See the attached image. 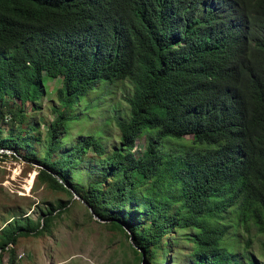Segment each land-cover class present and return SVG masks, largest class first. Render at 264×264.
Returning a JSON list of instances; mask_svg holds the SVG:
<instances>
[{
  "label": "trees",
  "instance_id": "1",
  "mask_svg": "<svg viewBox=\"0 0 264 264\" xmlns=\"http://www.w3.org/2000/svg\"><path fill=\"white\" fill-rule=\"evenodd\" d=\"M46 78H58L62 104L129 79L117 144L107 150L92 135L70 142L66 112L53 106L43 152L19 136L0 139V149L25 147L38 178L126 226L153 264L170 229L189 230L193 264H264V0H0V106L4 95L35 103ZM185 135L193 147L160 150L162 138ZM87 152L96 167L84 174L95 175L80 186L74 178ZM47 214L9 220L0 248L41 234Z\"/></svg>",
  "mask_w": 264,
  "mask_h": 264
},
{
  "label": "rangeland",
  "instance_id": "2",
  "mask_svg": "<svg viewBox=\"0 0 264 264\" xmlns=\"http://www.w3.org/2000/svg\"><path fill=\"white\" fill-rule=\"evenodd\" d=\"M58 78H46L42 96L30 103H14V96L4 95L0 106V139L22 137L24 146L41 153L44 145L46 125L55 117L53 106L64 108L67 118L63 121V136L73 141L77 135H92L107 146L117 144V119H126L129 103L126 97L132 92L129 79L101 82L79 99L68 103L55 97ZM9 109L14 113L7 111ZM21 109V112L17 111ZM21 122L17 124V121ZM36 123V124H35ZM31 124L35 128L31 130ZM37 135L38 140H34ZM148 134H139L132 142V155L138 156L144 148ZM191 136L162 138L159 148L162 152L179 154L193 147ZM31 146V147H30ZM26 148L0 149V237L1 229L12 218L28 216L32 221L47 215V228L41 234L19 236L14 244L0 248V264H153L146 253L132 244L126 226L117 220L101 219L94 215L86 204L69 187L68 192L54 189L47 181L37 177L41 166L22 157ZM96 158L91 152L83 156L79 176L74 178L80 186L94 178L89 172L96 167ZM139 198L135 199V203ZM63 206V207H62ZM133 208H136L134 206ZM142 210V209H140ZM144 212V209H143ZM44 213V214H42ZM144 214V213H143ZM142 214V215H143ZM145 216L139 219L144 222ZM139 224H134L136 230ZM189 230L176 233L166 232L165 251H157V264H193L190 260L191 241ZM258 244L253 242L250 250L256 252Z\"/></svg>",
  "mask_w": 264,
  "mask_h": 264
},
{
  "label": "water",
  "instance_id": "3",
  "mask_svg": "<svg viewBox=\"0 0 264 264\" xmlns=\"http://www.w3.org/2000/svg\"><path fill=\"white\" fill-rule=\"evenodd\" d=\"M81 200V199H80ZM87 206V205H86ZM87 208H89V210L91 211V209H90V207L89 206H87Z\"/></svg>",
  "mask_w": 264,
  "mask_h": 264
}]
</instances>
